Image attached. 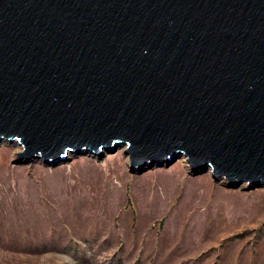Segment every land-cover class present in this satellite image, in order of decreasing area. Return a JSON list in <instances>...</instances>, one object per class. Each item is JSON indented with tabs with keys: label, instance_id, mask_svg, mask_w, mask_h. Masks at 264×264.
Instances as JSON below:
<instances>
[{
	"label": "water",
	"instance_id": "95a60500",
	"mask_svg": "<svg viewBox=\"0 0 264 264\" xmlns=\"http://www.w3.org/2000/svg\"><path fill=\"white\" fill-rule=\"evenodd\" d=\"M5 138L20 159L126 143L132 167L185 154L261 185L264 0H0Z\"/></svg>",
	"mask_w": 264,
	"mask_h": 264
},
{
	"label": "rangeland",
	"instance_id": "374dc122",
	"mask_svg": "<svg viewBox=\"0 0 264 264\" xmlns=\"http://www.w3.org/2000/svg\"><path fill=\"white\" fill-rule=\"evenodd\" d=\"M127 149L20 159L3 139L0 264H264V183L194 174L185 154L132 167Z\"/></svg>",
	"mask_w": 264,
	"mask_h": 264
}]
</instances>
